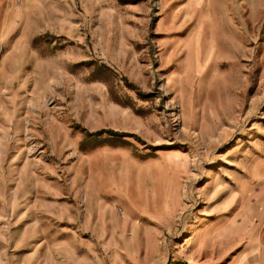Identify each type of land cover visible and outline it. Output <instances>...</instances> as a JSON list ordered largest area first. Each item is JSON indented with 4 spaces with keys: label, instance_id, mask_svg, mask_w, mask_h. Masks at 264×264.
<instances>
[{
    "label": "rangeland",
    "instance_id": "374dc122",
    "mask_svg": "<svg viewBox=\"0 0 264 264\" xmlns=\"http://www.w3.org/2000/svg\"><path fill=\"white\" fill-rule=\"evenodd\" d=\"M0 264H264V0H0Z\"/></svg>",
    "mask_w": 264,
    "mask_h": 264
}]
</instances>
